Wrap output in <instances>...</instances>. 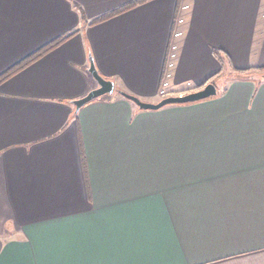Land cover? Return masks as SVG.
<instances>
[{
    "label": "crops",
    "instance_id": "obj_1",
    "mask_svg": "<svg viewBox=\"0 0 264 264\" xmlns=\"http://www.w3.org/2000/svg\"><path fill=\"white\" fill-rule=\"evenodd\" d=\"M63 36L0 83V264H264V0H0V75ZM89 55L146 102L218 93L76 112Z\"/></svg>",
    "mask_w": 264,
    "mask_h": 264
},
{
    "label": "water",
    "instance_id": "obj_2",
    "mask_svg": "<svg viewBox=\"0 0 264 264\" xmlns=\"http://www.w3.org/2000/svg\"><path fill=\"white\" fill-rule=\"evenodd\" d=\"M89 60H90V65L88 67V71L96 80L98 86L94 89H91L85 96L73 101V104H75L76 107L75 109L76 112H78V110L86 103L100 97H107L109 95H112L115 92V90L122 96L133 101L141 109H158L168 104L195 102L215 96L218 93V89L216 85L213 82H209L204 87L195 91H191L189 93H185L182 95L167 96L162 98L158 102H146L140 99L139 97L130 94L124 90L115 89V82L100 74L91 55H89Z\"/></svg>",
    "mask_w": 264,
    "mask_h": 264
},
{
    "label": "trees",
    "instance_id": "obj_3",
    "mask_svg": "<svg viewBox=\"0 0 264 264\" xmlns=\"http://www.w3.org/2000/svg\"><path fill=\"white\" fill-rule=\"evenodd\" d=\"M140 1H145V0H140ZM123 9H124V8H123ZM120 10H122V9H120ZM120 10L113 11V12H111V13H109V14L103 16V18H104V17H108V15H110V14H112V13L119 12ZM101 19H102V18H101ZM66 38H67V36H63V37H61V38H59V39H57V40H55V41H52L51 43H49V44L46 45L45 47H43V48L39 49L38 51H36L34 54H32V55L28 56L27 58H25L23 61H21V62L15 64V65H13L11 68H9L7 71H5L4 73H2V74L0 75V83L3 82V81H4L5 79H7L8 77H10L11 75H13L15 72H17V71L20 70L21 68L25 67L26 65H28L29 63H31L32 61H34L35 59H37L38 57H40V56H42L43 54H45V53H46L47 51H49L50 49H52V48L58 46V45H59L63 40H65ZM251 71H260V72H262V71H264V67L259 68V69H253V70L251 69V70H249V72H251ZM250 77H252V76H250ZM263 79H264V78H263ZM209 82H213V83L216 85L215 80L211 79V80H208V81H207L206 83H204L203 85H201L200 87L195 88V89L202 88V87H204V86H205L207 83H209ZM118 89H119V88H118ZM117 95L122 96V95L119 94L118 92H117ZM110 96H112V95H109L108 97H110ZM122 97H124V96H122ZM100 98H102V97H100ZM125 98H126V97H125ZM127 99H128V98H127ZM129 100H130V99H129Z\"/></svg>",
    "mask_w": 264,
    "mask_h": 264
},
{
    "label": "rangeland",
    "instance_id": "obj_4",
    "mask_svg": "<svg viewBox=\"0 0 264 264\" xmlns=\"http://www.w3.org/2000/svg\"><path fill=\"white\" fill-rule=\"evenodd\" d=\"M248 74H250L251 76H253V77H255V79H257V80H264L263 78H264V71H262V72H260V71H251L250 73H248ZM230 75H234L233 73H231Z\"/></svg>",
    "mask_w": 264,
    "mask_h": 264
}]
</instances>
